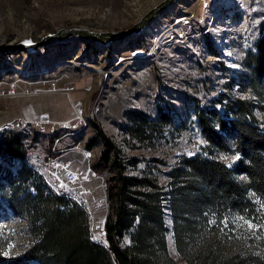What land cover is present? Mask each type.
Instances as JSON below:
<instances>
[{
  "label": "rangeland",
  "instance_id": "1",
  "mask_svg": "<svg viewBox=\"0 0 264 264\" xmlns=\"http://www.w3.org/2000/svg\"><path fill=\"white\" fill-rule=\"evenodd\" d=\"M162 1L0 0V43L36 39L61 27L118 33ZM158 14L140 34L106 50L76 39L48 44L30 56L23 51L0 53V126L18 118L30 121L34 129L15 131L28 134L26 162L54 189L48 162L63 160L80 175L66 190L85 194L91 236L97 241H104L108 175L90 169L100 146L84 147L93 134L89 120L102 127L125 158L138 160L136 169L128 167L132 174L151 158L170 166L177 156L192 155L204 144L186 96L212 106L220 92L237 94L226 88L228 78L240 70L245 50L264 35V0H178ZM160 102L173 107L186 128L179 134L171 131L154 148L143 147L124 132L129 124L126 112L155 117ZM44 117L49 118L47 127L36 128L34 122ZM52 151L56 154L50 156ZM219 158L226 164L235 160L223 154ZM166 222L171 229L170 219ZM234 223L230 231L221 230L220 244L229 250L236 249L238 242L248 244V237L257 234L247 221ZM166 240L173 260L187 264L174 249L171 230ZM31 243L23 217L11 216L0 223V256H19Z\"/></svg>",
  "mask_w": 264,
  "mask_h": 264
},
{
  "label": "trees",
  "instance_id": "2",
  "mask_svg": "<svg viewBox=\"0 0 264 264\" xmlns=\"http://www.w3.org/2000/svg\"><path fill=\"white\" fill-rule=\"evenodd\" d=\"M226 88L237 94L220 92L212 106L185 98L204 141L199 151L177 156L170 166L148 159L137 174L128 167L136 169L138 160L125 158L89 120L93 134L84 147L100 146L90 169L108 175L104 241L92 238L83 206L27 164L28 134H1L0 223L23 217L32 243L19 256H0V264H178L167 247L170 230L187 264H264V35L245 50ZM165 104L156 105L155 117L126 112V135L154 148L171 131L181 133L184 120ZM220 154L235 160L226 164ZM237 219L251 223L257 234L229 250L220 244L222 231H230Z\"/></svg>",
  "mask_w": 264,
  "mask_h": 264
},
{
  "label": "water",
  "instance_id": "3",
  "mask_svg": "<svg viewBox=\"0 0 264 264\" xmlns=\"http://www.w3.org/2000/svg\"><path fill=\"white\" fill-rule=\"evenodd\" d=\"M173 1L174 0H163L162 2H159L143 14L142 17L133 23L128 29L118 33L111 31H93L76 26L68 28L61 27L36 39L23 37L20 38L18 42L8 45L0 43V53L12 54L23 51L30 56L35 54L38 48L46 47L48 44L52 43L65 42L69 39H77L85 43L91 42L97 47L103 49L110 44L115 45L117 42H123L136 34H140V32L155 19V16L164 11L167 4H172Z\"/></svg>",
  "mask_w": 264,
  "mask_h": 264
},
{
  "label": "built area",
  "instance_id": "4",
  "mask_svg": "<svg viewBox=\"0 0 264 264\" xmlns=\"http://www.w3.org/2000/svg\"><path fill=\"white\" fill-rule=\"evenodd\" d=\"M8 92L11 95L13 94L12 91H8ZM48 119L45 117L41 120L37 119L33 125L36 128L39 127L41 130H44V128H46L47 124L49 123ZM22 120L18 118L16 120H9V121L4 122L0 126V133L15 131L18 128L34 129L30 121L28 120L22 121ZM58 141L59 140L54 141L53 146H55ZM52 152H53L52 154H56L54 151ZM86 153L87 151L84 154L86 155ZM45 165H46V168H49V177L50 176L52 177L53 184L56 185L57 191L67 192L68 196L70 198L75 199L77 202H79L83 206V208L86 210V212L89 214L90 213L89 204L86 200L85 194L81 190H77L76 192H73V193L66 190L67 189L66 187L68 185L73 184L76 180H79L80 175L79 174L76 175V173L71 170L69 164L65 163L63 160L60 162L50 161Z\"/></svg>",
  "mask_w": 264,
  "mask_h": 264
},
{
  "label": "bare ground",
  "instance_id": "5",
  "mask_svg": "<svg viewBox=\"0 0 264 264\" xmlns=\"http://www.w3.org/2000/svg\"><path fill=\"white\" fill-rule=\"evenodd\" d=\"M160 1H162V0H160ZM177 1H178V0H174L173 3L177 2ZM158 3H159V2H158ZM158 3H157V4H158ZM173 3H172V4H173ZM172 4H167V6L165 7L164 11H162V12H163V13L166 12V11L170 8V6H171ZM155 5H156V4H155ZM148 10H149V9H148ZM148 10H147V11H148ZM147 11H146V12H147ZM146 12H144V14H145ZM162 12H161V13H162ZM141 15H142V14H141ZM159 15H161V14H158V15L155 17V19H156ZM155 19H154V20H155ZM149 26H150V25H149ZM149 26H148V27H149ZM148 27H147V28H148ZM145 28H146V27H145ZM147 28H146V29H147ZM133 38H134V37H133ZM69 40H76V39H69ZM69 40H68V41H69ZM13 43H14V42H13ZM7 44H8V43H7ZM113 46H114V45L110 44L109 46L104 47V49L106 50V49H108L109 47H113ZM98 48H100V47H98ZM65 129H66V128H65ZM52 161H53V160H52ZM55 186H56V185H55Z\"/></svg>",
  "mask_w": 264,
  "mask_h": 264
},
{
  "label": "snow or ice",
  "instance_id": "6",
  "mask_svg": "<svg viewBox=\"0 0 264 264\" xmlns=\"http://www.w3.org/2000/svg\"><path fill=\"white\" fill-rule=\"evenodd\" d=\"M225 227H227V224H225ZM249 227H253V225L251 223H249Z\"/></svg>",
  "mask_w": 264,
  "mask_h": 264
},
{
  "label": "crops",
  "instance_id": "7",
  "mask_svg": "<svg viewBox=\"0 0 264 264\" xmlns=\"http://www.w3.org/2000/svg\"><path fill=\"white\" fill-rule=\"evenodd\" d=\"M62 99V98H61ZM27 115V114H26ZM29 115V114H28Z\"/></svg>",
  "mask_w": 264,
  "mask_h": 264
}]
</instances>
